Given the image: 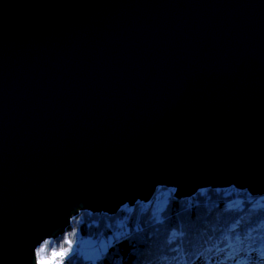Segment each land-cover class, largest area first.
<instances>
[{"label":"water","instance_id":"obj_1","mask_svg":"<svg viewBox=\"0 0 264 264\" xmlns=\"http://www.w3.org/2000/svg\"><path fill=\"white\" fill-rule=\"evenodd\" d=\"M160 188L264 196V0H0V264Z\"/></svg>","mask_w":264,"mask_h":264},{"label":"trees","instance_id":"obj_2","mask_svg":"<svg viewBox=\"0 0 264 264\" xmlns=\"http://www.w3.org/2000/svg\"><path fill=\"white\" fill-rule=\"evenodd\" d=\"M164 191L158 189L148 206L125 207L129 214L123 209L116 216L82 212L62 237L46 241L37 252L63 241L62 251L69 253L62 264H235L253 256L264 260V196L203 190L192 199L176 200L173 193L160 199ZM110 237L106 252L93 262L77 251L83 239Z\"/></svg>","mask_w":264,"mask_h":264},{"label":"rangeland","instance_id":"obj_3","mask_svg":"<svg viewBox=\"0 0 264 264\" xmlns=\"http://www.w3.org/2000/svg\"><path fill=\"white\" fill-rule=\"evenodd\" d=\"M163 189V188H162ZM166 190V189H165ZM229 191H238L236 189H226ZM173 189L172 190H167L164 191L160 194L159 198H165L166 195L173 193ZM223 191V190H221ZM225 191V190H224ZM152 202V201H151ZM150 202V203H151ZM150 203L147 204H138L136 206H148ZM123 207V211L126 214H129V210H127V208ZM128 209H131L130 207H128ZM112 237L105 239V240H92L89 238L83 239L79 242V245L77 246V251H80L81 255L88 261H95L97 260L99 257H101L107 250L108 246L111 244L112 242ZM62 246H63V241H60L59 244H55L52 248L48 250H42L37 252V262L38 264H53V262L55 261H63L65 259L66 253H69V250H66L65 252L62 251ZM59 253V255L53 256V253ZM49 253V254H48ZM65 253V254H64ZM64 254V255H63ZM257 256H253L250 257L248 259H241V260H245L247 261L244 264H264V260L261 258L258 259H251V258H255Z\"/></svg>","mask_w":264,"mask_h":264},{"label":"snow or ice","instance_id":"obj_4","mask_svg":"<svg viewBox=\"0 0 264 264\" xmlns=\"http://www.w3.org/2000/svg\"><path fill=\"white\" fill-rule=\"evenodd\" d=\"M59 255V253H53V256ZM53 264H62V261H55Z\"/></svg>","mask_w":264,"mask_h":264},{"label":"bare ground","instance_id":"obj_5","mask_svg":"<svg viewBox=\"0 0 264 264\" xmlns=\"http://www.w3.org/2000/svg\"><path fill=\"white\" fill-rule=\"evenodd\" d=\"M210 190V189H209ZM241 192V191H240ZM243 193V192H242Z\"/></svg>","mask_w":264,"mask_h":264}]
</instances>
